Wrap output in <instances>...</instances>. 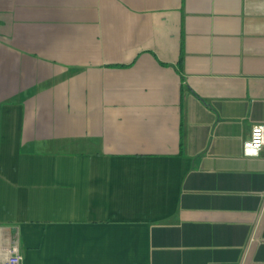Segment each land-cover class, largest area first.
Listing matches in <instances>:
<instances>
[{
    "label": "crops",
    "instance_id": "1",
    "mask_svg": "<svg viewBox=\"0 0 264 264\" xmlns=\"http://www.w3.org/2000/svg\"><path fill=\"white\" fill-rule=\"evenodd\" d=\"M256 122L264 0H0L20 264H264Z\"/></svg>",
    "mask_w": 264,
    "mask_h": 264
},
{
    "label": "built area",
    "instance_id": "2",
    "mask_svg": "<svg viewBox=\"0 0 264 264\" xmlns=\"http://www.w3.org/2000/svg\"><path fill=\"white\" fill-rule=\"evenodd\" d=\"M264 145V122H256L251 126L250 133L242 142V153L246 156L257 155ZM22 255L16 239L5 234L4 226L0 225V264H20Z\"/></svg>",
    "mask_w": 264,
    "mask_h": 264
},
{
    "label": "trees",
    "instance_id": "3",
    "mask_svg": "<svg viewBox=\"0 0 264 264\" xmlns=\"http://www.w3.org/2000/svg\"><path fill=\"white\" fill-rule=\"evenodd\" d=\"M181 61H182V55H180V58H179V65L181 67Z\"/></svg>",
    "mask_w": 264,
    "mask_h": 264
}]
</instances>
